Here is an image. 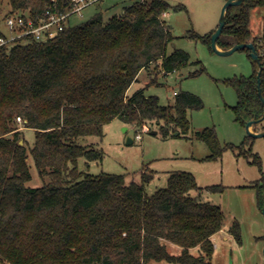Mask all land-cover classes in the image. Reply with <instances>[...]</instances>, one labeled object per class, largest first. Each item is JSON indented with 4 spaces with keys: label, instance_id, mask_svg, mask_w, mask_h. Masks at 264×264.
<instances>
[{
    "label": "trees",
    "instance_id": "1",
    "mask_svg": "<svg viewBox=\"0 0 264 264\" xmlns=\"http://www.w3.org/2000/svg\"><path fill=\"white\" fill-rule=\"evenodd\" d=\"M6 1L5 13L26 11L36 23L47 11L71 8L69 0ZM256 7L264 8V0L230 7L217 45L254 44L263 66L264 95V14L261 36H253L249 27ZM170 8L164 0L135 2L106 21L97 12L74 26L67 21L52 39L0 51L1 264H211V237L222 229L223 214L217 205L191 195L200 190L192 174L171 172L166 187L147 194V173L140 182H128L121 174L92 175L78 169L80 158L86 167L103 159L97 144L80 139L102 140L104 125L115 118L136 135L157 125L163 138L187 137L188 111L204 105L198 96L181 92L173 104L161 105L143 89L129 92L142 71L168 74L190 62L182 49L166 51L173 37L163 15ZM212 32L203 39L209 46ZM252 66V75L227 81L237 95L235 119L243 126L263 112ZM17 117L34 132L29 152L39 176L47 178L40 187L26 186L31 174ZM261 123L253 125L255 132L264 130ZM197 136L209 148L207 160L221 156L213 128L197 131ZM252 187L261 210L263 173ZM230 233L241 242L237 222ZM168 243L179 247V253H171Z\"/></svg>",
    "mask_w": 264,
    "mask_h": 264
},
{
    "label": "rangeland",
    "instance_id": "2",
    "mask_svg": "<svg viewBox=\"0 0 264 264\" xmlns=\"http://www.w3.org/2000/svg\"><path fill=\"white\" fill-rule=\"evenodd\" d=\"M139 1L151 0H97L80 12L71 14L68 24L74 26L83 23L97 12L106 21ZM164 1L172 7L163 15L173 37L166 51L171 53L174 49H182L189 54L190 62L168 74L149 75L147 71H142L138 82L131 85L129 92L143 89L146 96H157L161 105H171L176 94L190 92L203 101V108L188 111L190 131L187 137L163 138L159 127L154 125L151 130L145 126L137 134L140 138H136L132 127L115 118L104 125L102 140L97 137L80 139L82 144L88 140L95 142L103 151V159L91 162L86 167L84 159L80 158L78 169L92 175L121 174L128 182H140L142 174L146 172L151 176L145 184L147 194L166 187L171 172L192 174L200 190L192 191L191 195L217 205L223 214L222 232L214 238L211 264H264V218L252 187L261 178V173L264 175V137L246 139L249 136L245 126L235 119L232 109L236 105L237 95L227 84L232 78L252 75L253 66L248 52L241 49L230 55H218L203 41L216 29L226 0ZM8 9L7 1H1L0 15ZM263 14L262 7L250 12L249 27L253 36L262 35ZM17 126L26 140L27 163L31 174L26 186L40 187L47 182V178L39 176L29 152L34 142V132L24 128L21 122L17 121ZM259 126L264 127V121ZM204 128L214 129L223 148L221 156L215 160L206 159L210 154L209 148L197 136V131ZM128 137L133 142L127 143ZM243 142L246 143L240 148ZM230 145L233 148H225ZM254 155L258 156L260 169L253 163ZM210 187L217 189L211 190ZM234 222L239 225L240 243L230 233ZM167 245L171 253H179V247L170 243Z\"/></svg>",
    "mask_w": 264,
    "mask_h": 264
},
{
    "label": "built area",
    "instance_id": "3",
    "mask_svg": "<svg viewBox=\"0 0 264 264\" xmlns=\"http://www.w3.org/2000/svg\"><path fill=\"white\" fill-rule=\"evenodd\" d=\"M96 1L69 0L71 8L67 12L47 11L46 18L37 23L26 11L3 13L0 17V51L20 42L44 41L54 38L63 29L71 14L80 12L84 7ZM17 121L22 122V119L17 117ZM136 138H140V135Z\"/></svg>",
    "mask_w": 264,
    "mask_h": 264
},
{
    "label": "water",
    "instance_id": "4",
    "mask_svg": "<svg viewBox=\"0 0 264 264\" xmlns=\"http://www.w3.org/2000/svg\"><path fill=\"white\" fill-rule=\"evenodd\" d=\"M241 4H246V0H226V2L223 4L221 11H220V15H219V20H218V25L216 27V29L212 32L211 34V40H210V47L211 49L217 53L218 55H230L233 52L237 51V50H241V49H248L249 50V57L251 60L252 65L255 66V75H256V81H257V93H258V97L261 101V103L263 104V112L262 115L260 116V118L258 119H252L250 121H248L245 125V130L248 136L252 137V138H259V137H264V130L263 131H259V132H255L252 127L254 124H257L261 121L264 120V95L262 93V89H261V83H260V76H261V72L263 69V66L261 64V61L259 59V54L254 46L253 43L248 42V43H241V44H235L232 47L228 48V49H221L218 47L217 45V40L223 30V27L225 26L226 20H225V15L227 10L232 7V6H238ZM127 130V127L124 128V131ZM151 133H156V132H151ZM133 140L128 137L127 138V143H131ZM22 143V142H20ZM263 218H264V206L261 209ZM263 254H264V248H263Z\"/></svg>",
    "mask_w": 264,
    "mask_h": 264
},
{
    "label": "crops",
    "instance_id": "5",
    "mask_svg": "<svg viewBox=\"0 0 264 264\" xmlns=\"http://www.w3.org/2000/svg\"><path fill=\"white\" fill-rule=\"evenodd\" d=\"M120 15V14H119ZM252 129H253V127H252ZM87 141V140H86ZM91 141V142H90ZM133 142V141H132ZM91 143H95V142H93L92 140H88L87 142H86V144H91ZM146 173V172H145ZM222 232V229L219 231V232H217V233H215L212 237H211V240H212V242H214V238H215V236L218 234V233H221ZM225 239V238H224ZM192 252H194L195 250L194 249H192L191 250Z\"/></svg>",
    "mask_w": 264,
    "mask_h": 264
}]
</instances>
